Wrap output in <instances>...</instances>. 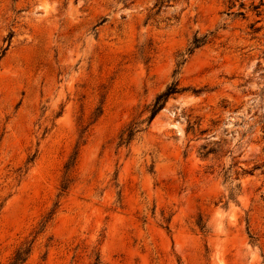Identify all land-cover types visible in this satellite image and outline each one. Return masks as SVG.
Segmentation results:
<instances>
[{"label":"rangeland","instance_id":"obj_1","mask_svg":"<svg viewBox=\"0 0 264 264\" xmlns=\"http://www.w3.org/2000/svg\"><path fill=\"white\" fill-rule=\"evenodd\" d=\"M28 247L264 264V0H0V264Z\"/></svg>","mask_w":264,"mask_h":264},{"label":"trees","instance_id":"obj_2","mask_svg":"<svg viewBox=\"0 0 264 264\" xmlns=\"http://www.w3.org/2000/svg\"><path fill=\"white\" fill-rule=\"evenodd\" d=\"M204 41H205V37H195V39L193 41V46L189 49V51L192 53L196 48L200 47ZM178 92H179L178 87L176 85H171V86L167 87V89L165 91L160 93L156 97L154 103L152 104L151 118L153 119L165 107L169 98ZM135 131H136V128H134L133 126L130 127L128 135L125 138V141H129L132 138V136L134 135ZM29 252H30L29 247L28 248H20L16 252V254L13 257V260L10 262V264H22L26 260Z\"/></svg>","mask_w":264,"mask_h":264}]
</instances>
